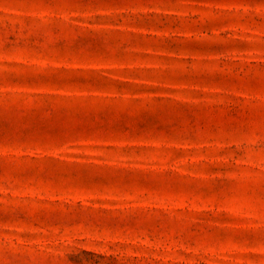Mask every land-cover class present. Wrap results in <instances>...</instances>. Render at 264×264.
Returning a JSON list of instances; mask_svg holds the SVG:
<instances>
[{"label":"rangeland","instance_id":"rangeland-1","mask_svg":"<svg viewBox=\"0 0 264 264\" xmlns=\"http://www.w3.org/2000/svg\"><path fill=\"white\" fill-rule=\"evenodd\" d=\"M0 264H264V0H0Z\"/></svg>","mask_w":264,"mask_h":264}]
</instances>
